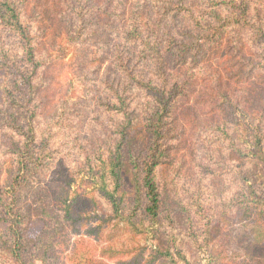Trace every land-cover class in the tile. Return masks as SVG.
<instances>
[{
	"label": "trees",
	"instance_id": "16d2710c",
	"mask_svg": "<svg viewBox=\"0 0 264 264\" xmlns=\"http://www.w3.org/2000/svg\"><path fill=\"white\" fill-rule=\"evenodd\" d=\"M0 71V264H96L118 219L120 264H264L221 242L264 240V0H0Z\"/></svg>",
	"mask_w": 264,
	"mask_h": 264
},
{
	"label": "rangeland",
	"instance_id": "374dc122",
	"mask_svg": "<svg viewBox=\"0 0 264 264\" xmlns=\"http://www.w3.org/2000/svg\"><path fill=\"white\" fill-rule=\"evenodd\" d=\"M67 65L60 72L59 77L63 83L69 81L76 71V65L73 63L71 52L65 59ZM76 66V67H75ZM75 74V73H74ZM4 77V72L0 71V83ZM74 95L72 99L77 98L81 92V87L77 83L72 84ZM71 93H69L70 95ZM95 223H91V228ZM41 223L36 219L29 226V235L34 236ZM81 236L71 235L70 240L73 241ZM90 240L97 247V263L96 264H120V258L117 253L125 248L142 246L149 243V234L141 225H136L126 220H114V223L103 229L102 232H89L83 236ZM221 242L225 246L227 254L232 259L253 258L264 259V240H256L254 226L250 223H231L227 229L221 234ZM218 244L216 245V247ZM129 257V256H128ZM127 257V258H128ZM28 264H41L39 262H29Z\"/></svg>",
	"mask_w": 264,
	"mask_h": 264
}]
</instances>
